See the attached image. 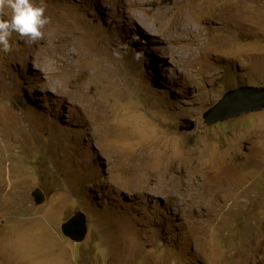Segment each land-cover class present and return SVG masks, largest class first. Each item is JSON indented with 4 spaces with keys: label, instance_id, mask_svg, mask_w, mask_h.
I'll list each match as a JSON object with an SVG mask.
<instances>
[{
    "label": "rangeland",
    "instance_id": "374dc122",
    "mask_svg": "<svg viewBox=\"0 0 264 264\" xmlns=\"http://www.w3.org/2000/svg\"><path fill=\"white\" fill-rule=\"evenodd\" d=\"M35 3L0 52V264H264V110L204 120L264 87V0Z\"/></svg>",
    "mask_w": 264,
    "mask_h": 264
},
{
    "label": "water",
    "instance_id": "95a60500",
    "mask_svg": "<svg viewBox=\"0 0 264 264\" xmlns=\"http://www.w3.org/2000/svg\"><path fill=\"white\" fill-rule=\"evenodd\" d=\"M264 110V87H242L229 91L223 99L204 116L208 126L236 119L246 114L259 113ZM185 123V121H184ZM194 129L191 123L188 131ZM184 131V128H180ZM37 205H42L46 197L40 190L32 193ZM87 221L84 214L79 213L62 226V233L65 237L75 243L84 241L87 235Z\"/></svg>",
    "mask_w": 264,
    "mask_h": 264
},
{
    "label": "clouds",
    "instance_id": "9594fccd",
    "mask_svg": "<svg viewBox=\"0 0 264 264\" xmlns=\"http://www.w3.org/2000/svg\"><path fill=\"white\" fill-rule=\"evenodd\" d=\"M0 7H7L10 15L0 18V52L9 53L13 35L26 42L35 43L42 37L43 27L49 22L43 4L35 0H0Z\"/></svg>",
    "mask_w": 264,
    "mask_h": 264
},
{
    "label": "bare ground",
    "instance_id": "6f19581e",
    "mask_svg": "<svg viewBox=\"0 0 264 264\" xmlns=\"http://www.w3.org/2000/svg\"><path fill=\"white\" fill-rule=\"evenodd\" d=\"M191 157V156H190ZM201 165V164H200ZM195 166V165H194ZM224 173V172H223ZM213 188V187H212Z\"/></svg>",
    "mask_w": 264,
    "mask_h": 264
}]
</instances>
